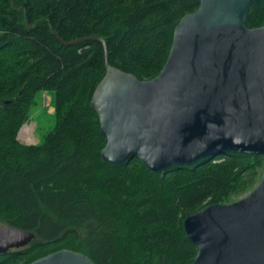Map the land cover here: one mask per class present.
Here are the masks:
<instances>
[{"label": "trees", "instance_id": "16d2710c", "mask_svg": "<svg viewBox=\"0 0 264 264\" xmlns=\"http://www.w3.org/2000/svg\"><path fill=\"white\" fill-rule=\"evenodd\" d=\"M196 0H0V223L36 234L0 255L30 264L71 249L97 264H191L197 246L183 220L212 203H230L257 182L264 155L226 153L160 173L133 159L103 160L106 140L92 108L110 64L141 80L163 69L180 19ZM264 25V0L251 2L248 26ZM67 42V43H65ZM53 94L56 123L45 140L19 132L37 95Z\"/></svg>", "mask_w": 264, "mask_h": 264}, {"label": "water", "instance_id": "95a60500", "mask_svg": "<svg viewBox=\"0 0 264 264\" xmlns=\"http://www.w3.org/2000/svg\"><path fill=\"white\" fill-rule=\"evenodd\" d=\"M258 0H196L174 30L162 71L141 80L110 64L92 108L111 166L139 159L152 173L226 153L264 155V25L248 26ZM67 43V42H65ZM197 246L191 264H264V170L256 187L230 203H212L183 220ZM36 234L0 224V255L33 242ZM30 264H97L62 249Z\"/></svg>", "mask_w": 264, "mask_h": 264}, {"label": "rangeland", "instance_id": "374dc122", "mask_svg": "<svg viewBox=\"0 0 264 264\" xmlns=\"http://www.w3.org/2000/svg\"><path fill=\"white\" fill-rule=\"evenodd\" d=\"M56 123L55 107L53 101V94L50 92H40L35 100L34 105L30 109V117L27 122L22 126L19 132V140L25 144H38L42 143L47 134L53 129ZM25 125L33 126V138L28 140L22 136V130ZM260 174L257 176V182L250 186L244 193L236 195L235 200L241 199L248 195L260 181ZM1 224V223H0ZM5 224V223H2Z\"/></svg>", "mask_w": 264, "mask_h": 264}, {"label": "bare ground", "instance_id": "6f19581e", "mask_svg": "<svg viewBox=\"0 0 264 264\" xmlns=\"http://www.w3.org/2000/svg\"><path fill=\"white\" fill-rule=\"evenodd\" d=\"M22 136H24L28 140L32 139L33 138V126L25 125L22 130Z\"/></svg>", "mask_w": 264, "mask_h": 264}]
</instances>
